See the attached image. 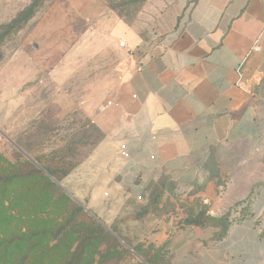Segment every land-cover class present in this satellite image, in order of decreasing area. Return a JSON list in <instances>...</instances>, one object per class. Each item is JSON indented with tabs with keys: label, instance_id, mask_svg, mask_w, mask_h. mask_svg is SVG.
Masks as SVG:
<instances>
[{
	"label": "crops",
	"instance_id": "crops-1",
	"mask_svg": "<svg viewBox=\"0 0 264 264\" xmlns=\"http://www.w3.org/2000/svg\"><path fill=\"white\" fill-rule=\"evenodd\" d=\"M150 1H168L153 18V45L99 1L67 0L61 26L121 56L109 96L88 109L103 138L68 182L108 212L160 179L182 191L204 183L207 214L230 212L226 235L171 220L145 243L168 241L169 264H264V0Z\"/></svg>",
	"mask_w": 264,
	"mask_h": 264
},
{
	"label": "rangeland",
	"instance_id": "rangeland-1",
	"mask_svg": "<svg viewBox=\"0 0 264 264\" xmlns=\"http://www.w3.org/2000/svg\"><path fill=\"white\" fill-rule=\"evenodd\" d=\"M31 1L0 0V26ZM97 1L118 19L131 22L141 34H148L150 44L158 39L151 33L153 18L168 1ZM66 5L67 0H44L35 16L8 36L0 48V156L16 167L24 160L35 164L25 150L47 160L57 150L71 149L68 160L77 164L58 186L119 244L109 239L101 242L93 263L144 264L136 251L147 249L145 238L155 231L157 223L173 220L175 227H180L186 220L207 214L203 197L207 185L197 183L190 191H182L160 179L141 198L125 199L111 212L106 206L93 210L86 198L74 194L69 176L89 156L95 138L88 109H97L109 96L118 81L121 56L107 53L110 43L75 40V31L70 30L76 28L61 26L66 15H72ZM127 52L137 50L127 48ZM113 249L116 252L110 254Z\"/></svg>",
	"mask_w": 264,
	"mask_h": 264
},
{
	"label": "trees",
	"instance_id": "trees-1",
	"mask_svg": "<svg viewBox=\"0 0 264 264\" xmlns=\"http://www.w3.org/2000/svg\"><path fill=\"white\" fill-rule=\"evenodd\" d=\"M43 2L32 0L9 23L0 26V48L8 36L35 16ZM122 21L131 26L124 18ZM91 124L95 135L90 144L92 152L103 134ZM25 151L35 164L24 160L14 167L0 156V264H94L96 247L101 242L109 239L119 246L101 223L86 214L58 186L77 164L68 160L71 149L57 150L47 160ZM62 215L64 219H58ZM230 217V212L221 217L205 214L186 220L185 226L219 227L222 238L231 224ZM75 243L76 248L71 251ZM168 246V241L160 247L149 244L146 250L136 253L144 264H169Z\"/></svg>",
	"mask_w": 264,
	"mask_h": 264
},
{
	"label": "built area",
	"instance_id": "built-area-1",
	"mask_svg": "<svg viewBox=\"0 0 264 264\" xmlns=\"http://www.w3.org/2000/svg\"><path fill=\"white\" fill-rule=\"evenodd\" d=\"M119 46L122 47V48H126V44H125L124 42H120V43H119ZM119 155H120L122 158H124V159L129 158V154H128L127 150H126L125 145H122V146L120 147Z\"/></svg>",
	"mask_w": 264,
	"mask_h": 264
},
{
	"label": "water",
	"instance_id": "water-1",
	"mask_svg": "<svg viewBox=\"0 0 264 264\" xmlns=\"http://www.w3.org/2000/svg\"><path fill=\"white\" fill-rule=\"evenodd\" d=\"M35 46V45H34Z\"/></svg>",
	"mask_w": 264,
	"mask_h": 264
}]
</instances>
